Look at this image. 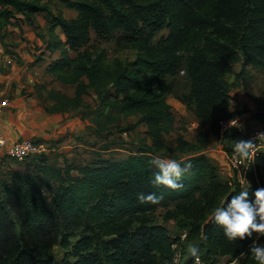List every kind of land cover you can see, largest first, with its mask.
Wrapping results in <instances>:
<instances>
[{
  "label": "trees",
  "instance_id": "1",
  "mask_svg": "<svg viewBox=\"0 0 264 264\" xmlns=\"http://www.w3.org/2000/svg\"><path fill=\"white\" fill-rule=\"evenodd\" d=\"M56 1L76 16L54 13L44 0H0L2 43L8 25L34 26L37 16L49 20L46 50L59 56L46 73L63 87H72L74 94L49 90L44 101L54 104L47 111L90 109L85 97L93 93L95 110L116 111L123 120L139 117L151 142H142L120 160H65L56 166L40 155L21 163L32 172L17 170L0 179V264H54L57 246L69 254L60 264H170L173 245L185 240L197 241L199 258L207 264L225 256L238 260L257 235L230 241L212 213L243 189L240 183L222 176L207 155L198 153L182 160V167H191L177 181L181 187L158 186L152 183L157 169L150 159L167 147L166 137L175 130L168 78L179 71L190 82L183 99L210 133L217 134L221 121L240 113L233 111V86L227 77L237 64L242 68L238 82L249 67H264V0ZM163 29L168 35L154 44L155 34ZM93 35L99 42L115 37L136 52L135 58L111 61L104 48L91 44ZM243 87L251 96L247 83ZM254 101V118L264 124V101ZM102 127L95 125L99 133ZM224 137L231 142L234 134ZM261 187L264 156L247 190L251 196ZM141 193L164 198L158 205L143 204ZM170 205L165 220L175 221L180 234L174 238L152 218ZM194 262L189 254L180 264ZM241 264L257 262L249 253Z\"/></svg>",
  "mask_w": 264,
  "mask_h": 264
},
{
  "label": "rangeland",
  "instance_id": "2",
  "mask_svg": "<svg viewBox=\"0 0 264 264\" xmlns=\"http://www.w3.org/2000/svg\"><path fill=\"white\" fill-rule=\"evenodd\" d=\"M45 1L50 4L55 13L60 12L68 19L76 15L70 11H66L56 0ZM39 18L42 19V17ZM42 22L45 23V20L43 19ZM27 31L29 30H22V35L27 36ZM168 33L169 31L167 29L157 32L153 38V43H157L161 38L166 37ZM16 37L15 35H12V37L7 35V45L2 46L5 51L6 49L9 50L11 47V40ZM12 44L14 43L12 42ZM91 44L104 48L111 61L115 58L123 61H129L135 58L136 52L117 43L115 37L99 42L98 37L93 35ZM183 64H185V60ZM241 69V65L237 64L234 72L227 77L229 83L233 86L232 93H235V96L239 95L242 99L244 98L241 101L239 100V102L237 101L236 106H234V102H236L234 101L233 106L239 110H244L245 113L253 114L254 117V113L257 112V105L254 99L264 101V67L259 69L249 67L243 74L242 80L238 82L236 75L241 72ZM168 82L172 90V94L168 97V102L176 118V125L174 132L166 137L167 147L163 149L158 156L182 161L189 156L203 153L216 165L222 176H227L228 170L224 163V152L225 148L230 147L231 142H228L224 137L225 135H219V132L217 134L210 133L208 131V126L200 123L189 106L185 103L183 98L190 90L189 78L185 74L179 71L173 77L168 78ZM244 82L247 83L251 96H249L244 89ZM62 92L70 95L73 94L74 90L72 87L62 86ZM86 103L89 106L93 105L92 107L98 106V100L94 94H90L86 97ZM81 112H83L82 116L85 119L86 129L79 137L74 136V140L69 143L75 145L73 155L58 150L48 156L50 163L59 166L62 165L65 160L75 164H85L93 160V158L120 160L136 151L137 147L142 142H147L148 144L151 142L145 135L146 126L138 123L139 117H131L123 120L116 111L110 110H82ZM97 123L103 126L100 133L95 129ZM107 123H111L109 127L105 125ZM126 128L131 129L130 131H125ZM65 138L66 137H63L61 139V143L66 141ZM180 139L184 142L183 144L180 143ZM55 143L58 148L60 142ZM17 170L21 172H32L33 168L28 165H21V163H16L6 158L0 166V179L6 177L8 173ZM249 178H252L251 174ZM172 208L173 205H170L168 208H160L152 218L154 222L166 226L171 236L174 238L180 234L176 228V223L172 220H165V213ZM196 242L195 240H185L180 244L178 251L186 258L189 255L187 246L189 244L195 245ZM259 242L264 244V236L259 238ZM65 256H69V254L63 248L59 246L55 247L52 254L54 264H60ZM241 262L242 259H238L235 264H241Z\"/></svg>",
  "mask_w": 264,
  "mask_h": 264
},
{
  "label": "crops",
  "instance_id": "3",
  "mask_svg": "<svg viewBox=\"0 0 264 264\" xmlns=\"http://www.w3.org/2000/svg\"><path fill=\"white\" fill-rule=\"evenodd\" d=\"M44 2L47 1L44 0ZM61 5L66 11L76 14L63 4ZM43 19L45 23L42 22ZM49 28V20L46 16H37L34 26L23 23L20 27L8 25L5 28V40L3 43L0 41V102L8 99L10 104L0 118V133L9 142L23 138L55 146V142H60L54 152L59 150L73 155L75 145L69 143L74 140V136L79 137L86 129L81 111L95 110L96 107H92V105L89 106L90 109L82 108L63 114L47 111V106L50 107L54 104L51 101H44L47 92L51 89L62 91V85L46 73L50 62L59 56L58 52L51 53L46 50ZM25 29L29 30L26 32L27 36H23L21 33ZM55 33L63 38L60 29H56ZM7 35L11 37L15 35L19 38L10 39L11 47L5 51L2 46L7 45ZM73 94L69 96H73ZM232 96L236 101L234 106L237 105V101L244 99L239 95L235 96V93H232ZM234 106L233 111L240 112L238 115L241 116L246 126L264 125L256 120L253 114L245 113L244 110H239ZM63 137H66V141L61 143Z\"/></svg>",
  "mask_w": 264,
  "mask_h": 264
},
{
  "label": "clouds",
  "instance_id": "4",
  "mask_svg": "<svg viewBox=\"0 0 264 264\" xmlns=\"http://www.w3.org/2000/svg\"><path fill=\"white\" fill-rule=\"evenodd\" d=\"M236 126H239L238 121L230 122V127ZM258 139L264 140V132L258 133ZM233 150L239 160L243 162L255 155L257 144L251 140H240L234 143ZM183 163V161L172 158L152 157L150 164L157 169L152 183L171 189L181 187L177 181L191 167L190 164H185L182 167ZM245 182L243 179L242 183ZM163 198V194L157 195L156 193H141L138 196L140 203L153 205H158ZM212 216L215 223L223 228L224 235L230 241L243 240L246 237L251 238L255 233L257 239L252 241L247 252L240 253L238 259H243L250 253L257 264H264V244L259 242V237L264 236V187L256 189L251 193V196L249 190L242 189L237 194L232 195L223 206L216 207ZM187 252L191 257H195V264H200L197 246L189 244ZM172 264H176L175 257L172 259Z\"/></svg>",
  "mask_w": 264,
  "mask_h": 264
},
{
  "label": "built area",
  "instance_id": "5",
  "mask_svg": "<svg viewBox=\"0 0 264 264\" xmlns=\"http://www.w3.org/2000/svg\"><path fill=\"white\" fill-rule=\"evenodd\" d=\"M184 74V72H182ZM9 100L4 99L0 102V118L6 108L9 107ZM238 121L236 127H230L231 121ZM228 132L234 134V138L230 143L229 151L225 150V165L228 170L227 177L235 179L243 189H247L250 186L251 179L249 178L250 174L252 177H256L258 171L261 167V160L264 156V140L260 141L258 139V133L264 132L263 126L248 127L244 124L241 116L236 115L225 119L220 122L219 125V135L224 136ZM240 140H251L257 144V150L255 155L249 160L241 162L239 158L234 153V143ZM55 151V146L46 143L38 142L29 138H23L14 142H9L1 133H0V164H2L4 159H11L16 163H22L27 159L46 155L49 156ZM245 180V183H242V180ZM186 233H183L182 240L186 239ZM179 246L173 245L174 255L176 258V264H180L183 258V255L178 251ZM172 257V259H173ZM200 264H207L201 258H199ZM237 260L230 261V258L218 257L215 264H235ZM172 264V261L171 263ZM195 264V262H194Z\"/></svg>",
  "mask_w": 264,
  "mask_h": 264
}]
</instances>
